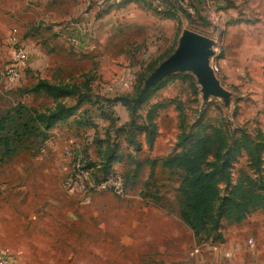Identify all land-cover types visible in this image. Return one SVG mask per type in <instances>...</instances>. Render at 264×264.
<instances>
[{
	"label": "rangeland",
	"instance_id": "374dc122",
	"mask_svg": "<svg viewBox=\"0 0 264 264\" xmlns=\"http://www.w3.org/2000/svg\"><path fill=\"white\" fill-rule=\"evenodd\" d=\"M47 2L0 0V119L10 115L0 137L14 149L5 155L0 145V249L11 264H178L179 246L194 236L179 217L184 174L166 168L167 157L204 142L202 168L221 198L264 197V151L249 152L264 143V0L145 3L167 20L90 50L79 34L77 47L68 41L76 17L53 21ZM184 30L213 42L209 65L227 105L203 100L189 72L141 93ZM11 35L28 53L16 82L1 77ZM58 105L76 109L49 126L36 120ZM76 158L95 182L120 179L123 193L67 189ZM263 213L246 212L245 229ZM219 220V231L231 224Z\"/></svg>",
	"mask_w": 264,
	"mask_h": 264
},
{
	"label": "crops",
	"instance_id": "0c3cea01",
	"mask_svg": "<svg viewBox=\"0 0 264 264\" xmlns=\"http://www.w3.org/2000/svg\"><path fill=\"white\" fill-rule=\"evenodd\" d=\"M42 1H48L49 14L53 21L76 17L77 22L72 25L75 28V36L79 34L84 45H87L84 49L89 50L94 40L103 47L109 44L111 39L127 40L126 38L141 33L145 28L159 26L161 20H167L164 15L159 16L149 9L148 5L139 1ZM60 6L66 8L61 13L58 11ZM89 40L92 42L89 43ZM251 219L252 226L248 230L243 226V222L224 226L220 230V242L197 244L189 235L188 242L180 243L178 250L181 251V256L175 261L180 260L178 264H264V213L255 214ZM173 237L171 234L169 241L173 240ZM248 240H251V244H248Z\"/></svg>",
	"mask_w": 264,
	"mask_h": 264
},
{
	"label": "trees",
	"instance_id": "16d2710c",
	"mask_svg": "<svg viewBox=\"0 0 264 264\" xmlns=\"http://www.w3.org/2000/svg\"><path fill=\"white\" fill-rule=\"evenodd\" d=\"M163 15L165 16V14ZM38 87L40 88V86ZM56 90L62 92L64 88L57 87ZM73 92V90L66 89L65 94L71 95ZM144 96L137 94L135 101H141ZM74 109L76 107L65 108L58 105L54 114L49 117L38 115L36 120L49 126L56 119L68 116ZM8 118H10V115L0 119V135L7 126ZM15 134L17 135L18 133L15 132ZM0 145L5 155H12L14 152L11 147L10 137H0ZM203 148L206 149L204 142H197L187 152L169 156L163 161V165L166 168H175L181 170L184 174L178 188L179 217L193 232V236L199 244L208 241L220 242L222 240V235L219 231V219L221 217L228 219L231 224H239L242 222L246 212L264 206V197L221 198L218 194V180L211 171H206L202 168L201 157L206 151ZM253 150L249 149L252 157H255V153L259 155L260 152L264 151V143ZM108 167L109 164H105V169L103 170L105 175L109 173ZM223 178L226 179V177ZM94 179H96L95 176Z\"/></svg>",
	"mask_w": 264,
	"mask_h": 264
},
{
	"label": "water",
	"instance_id": "95a60500",
	"mask_svg": "<svg viewBox=\"0 0 264 264\" xmlns=\"http://www.w3.org/2000/svg\"><path fill=\"white\" fill-rule=\"evenodd\" d=\"M212 47L211 40L184 30L174 51L145 79L141 93L172 74L189 72L196 78L203 100L215 97L227 105L230 94L221 87L209 65V58L213 55Z\"/></svg>",
	"mask_w": 264,
	"mask_h": 264
},
{
	"label": "built area",
	"instance_id": "2783aa9c",
	"mask_svg": "<svg viewBox=\"0 0 264 264\" xmlns=\"http://www.w3.org/2000/svg\"><path fill=\"white\" fill-rule=\"evenodd\" d=\"M117 3L122 1H139L143 3H148L159 8L161 6L162 0H114ZM69 24L65 27L66 30L71 31V36H69V43L73 47H77L79 44L78 38L74 35L75 28ZM10 54L11 58L9 63L4 66L1 70V77L4 80L10 82L18 81L22 76V68L24 63L27 61V49L23 44L17 41L14 35L9 37ZM214 75L217 73V68L215 66H210ZM67 189H75L80 186L89 187L97 190H111L116 194L123 193V185L120 179L117 177H110L101 182H95L91 177V172L82 166L81 160L79 158L75 159L73 165V172L70 178L66 181ZM248 244H251V240H248ZM0 264H11L10 254L7 250L0 249Z\"/></svg>",
	"mask_w": 264,
	"mask_h": 264
}]
</instances>
